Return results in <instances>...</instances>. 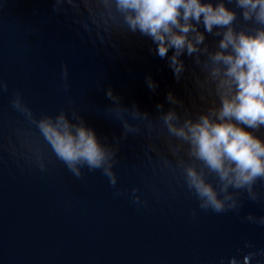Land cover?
Returning a JSON list of instances; mask_svg holds the SVG:
<instances>
[{
    "label": "water",
    "instance_id": "95a60500",
    "mask_svg": "<svg viewBox=\"0 0 264 264\" xmlns=\"http://www.w3.org/2000/svg\"><path fill=\"white\" fill-rule=\"evenodd\" d=\"M206 39L211 47L218 38ZM181 59L177 79L149 38L105 33L83 4L77 13L67 3L54 10V0H0V81L7 84L0 89V264H228L253 251L250 264H264V225L247 219L264 215V182L257 181L258 201L237 190L239 209L217 213L201 209L179 170L163 163L175 159L159 135L166 129L157 105L195 119L211 102L201 100L203 57L200 64ZM109 87L122 106L149 113L151 133L137 121L141 131L124 134L106 111ZM170 92L178 104L169 103ZM17 94L37 117L61 109L70 119L73 110L82 116L116 149V185L87 167L76 177L47 149L41 170L29 144L42 140L13 106Z\"/></svg>",
    "mask_w": 264,
    "mask_h": 264
},
{
    "label": "clouds",
    "instance_id": "9594fccd",
    "mask_svg": "<svg viewBox=\"0 0 264 264\" xmlns=\"http://www.w3.org/2000/svg\"><path fill=\"white\" fill-rule=\"evenodd\" d=\"M65 3L77 13L83 4L92 22L105 33L126 29L149 38L156 45V54L167 58L177 79L184 67L181 56H194L197 64L203 57L208 75L201 100L211 98L207 109L193 119L187 115L182 118L175 108L162 111L163 105H157L166 129L159 135L164 136L175 159L173 164L162 157L163 163L179 170L201 209L217 213L238 210L237 190L246 191L250 199L258 201L257 181L264 182V136L257 134L264 129V0H234L235 7L228 6L233 0H54V10H62ZM101 15L103 26L99 23ZM206 36L218 39L210 47ZM100 39L103 42V37ZM63 76L67 87L66 68ZM147 82L149 88H155L151 77ZM6 88L7 84L0 81V89ZM105 95L112 101L106 111L115 114L125 135L141 131L137 121L147 124L151 133L154 123L149 113L122 106L110 87ZM167 99L172 105L179 103L171 92ZM13 106L42 140V144H29L41 170L45 169L47 149L76 177H81L87 167L101 170L111 185H116V149L102 142L75 110L72 119L63 109L55 115L37 117L19 94ZM151 147L157 151L154 145ZM247 219L264 225V215L249 213ZM257 255L249 252L243 261L231 257L228 264H250ZM259 255L264 256V250Z\"/></svg>",
    "mask_w": 264,
    "mask_h": 264
}]
</instances>
